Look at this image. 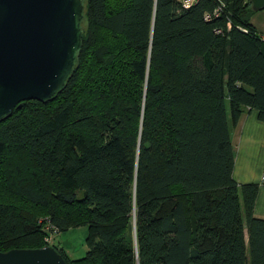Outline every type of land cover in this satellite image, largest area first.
Returning a JSON list of instances; mask_svg holds the SVG:
<instances>
[{
    "label": "trees",
    "instance_id": "trees-1",
    "mask_svg": "<svg viewBox=\"0 0 264 264\" xmlns=\"http://www.w3.org/2000/svg\"><path fill=\"white\" fill-rule=\"evenodd\" d=\"M84 1L65 87L0 121V252L264 264L258 184L232 177L230 128L245 110L264 123V38L250 0ZM78 227L82 258L45 241Z\"/></svg>",
    "mask_w": 264,
    "mask_h": 264
},
{
    "label": "water",
    "instance_id": "water-1",
    "mask_svg": "<svg viewBox=\"0 0 264 264\" xmlns=\"http://www.w3.org/2000/svg\"><path fill=\"white\" fill-rule=\"evenodd\" d=\"M254 11L264 0H250ZM84 0H0V121L21 102L50 101L72 75ZM0 264H66L52 246L0 252Z\"/></svg>",
    "mask_w": 264,
    "mask_h": 264
},
{
    "label": "crops",
    "instance_id": "crops-1",
    "mask_svg": "<svg viewBox=\"0 0 264 264\" xmlns=\"http://www.w3.org/2000/svg\"><path fill=\"white\" fill-rule=\"evenodd\" d=\"M250 23L264 38V8L255 11ZM235 151L232 177L239 184L256 183L258 191L254 203V217L264 219V184L260 183L264 171V123L255 110H245L236 127L230 128Z\"/></svg>",
    "mask_w": 264,
    "mask_h": 264
},
{
    "label": "rangeland",
    "instance_id": "rangeland-1",
    "mask_svg": "<svg viewBox=\"0 0 264 264\" xmlns=\"http://www.w3.org/2000/svg\"><path fill=\"white\" fill-rule=\"evenodd\" d=\"M85 237V227L72 228L55 234L50 244L64 249L70 258L79 259L85 255L87 250Z\"/></svg>",
    "mask_w": 264,
    "mask_h": 264
},
{
    "label": "built area",
    "instance_id": "built-area-1",
    "mask_svg": "<svg viewBox=\"0 0 264 264\" xmlns=\"http://www.w3.org/2000/svg\"><path fill=\"white\" fill-rule=\"evenodd\" d=\"M193 2H194V0H184V1H183V5H184L185 8H188V7L191 6V4H192ZM220 11H221V7H217V8H215L214 11H213V14H207V15L205 16V19H206V20H210L212 17H217V16L220 14ZM260 183H261V184H264V171H263V174H262V176H261ZM54 234H55V233L51 234L50 236H48V237L45 239L46 243H48V244L51 243Z\"/></svg>",
    "mask_w": 264,
    "mask_h": 264
}]
</instances>
